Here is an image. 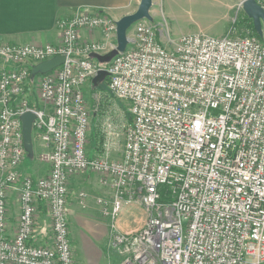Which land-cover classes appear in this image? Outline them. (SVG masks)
Returning <instances> with one entry per match:
<instances>
[{"label":"built area","instance_id":"2783aa9c","mask_svg":"<svg viewBox=\"0 0 264 264\" xmlns=\"http://www.w3.org/2000/svg\"><path fill=\"white\" fill-rule=\"evenodd\" d=\"M56 28V44H0V61L10 66L0 68V264H73L68 186L78 173L109 189L97 201L105 216L135 204L145 212L140 229L118 238L119 264H264V42L186 34L167 50L141 21L130 47L101 67L90 55L115 47V22L79 10ZM80 30L100 31L102 40L80 43ZM57 56L63 64L35 78L41 106L27 107L31 67ZM100 69L109 92L128 103L116 160L87 153L83 87ZM27 111L49 165L43 177L20 171L27 156L19 117ZM162 187L168 202L160 201ZM78 198L84 206L86 195ZM39 203L50 220L46 244L36 237Z\"/></svg>","mask_w":264,"mask_h":264},{"label":"rangeland","instance_id":"374dc122","mask_svg":"<svg viewBox=\"0 0 264 264\" xmlns=\"http://www.w3.org/2000/svg\"><path fill=\"white\" fill-rule=\"evenodd\" d=\"M161 2L160 5L151 7L150 12L155 8L157 15L153 16L150 24L154 26L157 34H161L162 45L167 50H170L178 38L184 34L233 38L249 36L241 5L243 0H218V4L214 0L213 10L210 8V1L207 2L208 5L199 6V9H193L191 12L181 10L178 5L170 9L165 0ZM256 2L264 9V0H256ZM133 34L134 25L127 31L129 41L127 47H130ZM261 37L264 42V25ZM114 44L116 45V39ZM35 78L27 89V107L41 106L38 101V79L35 80ZM83 95L90 114L87 153L89 156H94L101 150V153H107L112 160L119 159L129 123L127 121L128 103L117 99L112 94L109 96L99 90L94 91L90 84L83 87ZM32 140L36 153L31 159L26 157L32 173L24 175L43 177L48 174L45 173L48 163L41 156V146L35 142L34 134ZM79 193L86 195L84 206L79 203ZM100 199H104L102 188L99 186L97 177L92 173L78 174L68 186L67 211L73 264H119L123 246L118 243V238L125 233L140 229L145 220V212L138 204H135V209L129 214L121 212L115 219L105 216L97 203ZM46 212L48 213L47 208Z\"/></svg>","mask_w":264,"mask_h":264},{"label":"crops","instance_id":"0c3cea01","mask_svg":"<svg viewBox=\"0 0 264 264\" xmlns=\"http://www.w3.org/2000/svg\"><path fill=\"white\" fill-rule=\"evenodd\" d=\"M139 1L140 0H0V44H29L36 46L56 44L59 41V32L56 28L58 19L68 18L73 13L80 10L92 14H102L113 22H116L122 17L135 12ZM165 2L170 9L172 6L178 5L181 10H186L187 12H191L193 9H199V6L207 4V2H210L211 10H213L214 7V0H165ZM216 2L218 4V0H216ZM160 3H162L161 0H152V6L160 5ZM150 13L152 18L157 15L155 8H153ZM78 40L80 43L101 41L102 35L100 31L89 33L86 30H80L78 33ZM0 68L9 69L10 66L0 61ZM35 142L41 146L37 139ZM35 153L36 151L33 148V155ZM20 171L22 174L32 173L26 159ZM48 171L49 167L47 165L45 173H48ZM78 174L69 179V184ZM101 188L102 195L104 198L108 199L110 196L109 189L102 186ZM129 212H131V210L125 214H129ZM9 213L8 225L10 228L9 230L12 231L18 216V203L15 196H11L9 200ZM37 227L36 237L41 244H46L50 236V221L46 208L42 203H39L37 206Z\"/></svg>","mask_w":264,"mask_h":264},{"label":"water","instance_id":"95a60500","mask_svg":"<svg viewBox=\"0 0 264 264\" xmlns=\"http://www.w3.org/2000/svg\"><path fill=\"white\" fill-rule=\"evenodd\" d=\"M242 9L244 14L251 19L254 31L261 36L262 26L264 25V9L256 0H243ZM152 7V0H140L138 7L132 14L126 15L115 22V47L105 55L91 54L90 58L96 60L99 64H109L110 61L118 54L126 50L129 43L127 38V31L134 24L147 21L151 23L152 17L150 9ZM64 62L63 56H57L50 60L43 61L31 67L30 80L37 76L46 75L54 69L58 68ZM108 77V72L105 69H100L97 74L92 78L90 85L92 88L99 87ZM21 121V132L23 140V148L28 158H33V144H32V131L35 115L27 111L19 117Z\"/></svg>","mask_w":264,"mask_h":264},{"label":"trees","instance_id":"16d2710c","mask_svg":"<svg viewBox=\"0 0 264 264\" xmlns=\"http://www.w3.org/2000/svg\"><path fill=\"white\" fill-rule=\"evenodd\" d=\"M244 21L246 23V28H247V32H248V35L249 36H253L255 37L257 40L261 41L262 42V37L259 36L255 31H254V28H253V24H252V21L251 19H249L246 15L244 16ZM101 67H106L107 64H104V65H101ZM90 87L92 88V86L90 85ZM94 91L95 90H99L101 91L103 94H106V95H109L110 96V92L108 90V78L105 79V81L97 88H92ZM113 97V96H112ZM31 104V103H30ZM31 105H34V104H31ZM32 107V106H30ZM120 108H122V106L119 105ZM127 121L130 122V115L128 114V118H127ZM95 149H99V148H95ZM101 152V150L99 151ZM160 191H161V199L160 201L161 202H168V197H166V189L165 188H160Z\"/></svg>","mask_w":264,"mask_h":264}]
</instances>
